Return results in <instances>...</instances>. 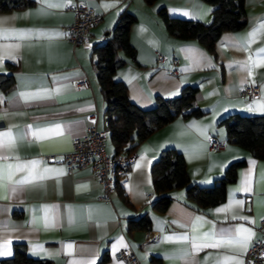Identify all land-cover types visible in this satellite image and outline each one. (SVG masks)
<instances>
[{"label":"crops","instance_id":"0c3cea01","mask_svg":"<svg viewBox=\"0 0 264 264\" xmlns=\"http://www.w3.org/2000/svg\"><path fill=\"white\" fill-rule=\"evenodd\" d=\"M30 1L0 12V73L14 77L12 87L0 91V134L10 132L14 141L0 135L6 144L0 156L8 157L0 159V259L24 243L29 255L52 264H98L103 254L107 264H135L116 258L127 247L137 264H154L155 257L161 264H244L264 218V159L230 142L213 150L209 140H228L219 122L229 114L264 115V0L245 1L246 26L223 32L216 54L197 40L170 35L159 15L164 8L171 17L209 22L213 6L204 0H83L103 16L90 46L68 40L76 0ZM124 9L136 16L130 32L136 60L120 53L127 63L114 78L127 85L130 99L149 108L157 96L175 97L191 85L199 88L195 105L205 114L178 117L142 141L108 203L100 200L102 184L92 170L69 173L63 159L89 126L107 130L92 46L107 39ZM159 53L179 59L177 75L168 71L169 60L157 62ZM82 77L86 88L76 85ZM251 84H259V96L239 97L238 88ZM57 125L61 134L43 131ZM168 148L185 156L191 180L202 186L213 185L233 162L244 163L221 203L201 207L187 200L185 189H173L160 212L153 207L151 169ZM108 151L114 153L109 136ZM143 215L150 228H130V220Z\"/></svg>","mask_w":264,"mask_h":264},{"label":"trees","instance_id":"16d2710c","mask_svg":"<svg viewBox=\"0 0 264 264\" xmlns=\"http://www.w3.org/2000/svg\"><path fill=\"white\" fill-rule=\"evenodd\" d=\"M155 0H144L152 4ZM213 6L209 22L176 18L168 15L164 8L159 15L168 31L174 37L194 39L202 43L212 54H216L217 42L225 31H237L247 24L246 0H204ZM30 0H0V12L12 11L32 5ZM135 14L122 10L107 39L92 46L95 57L94 68L100 93L105 101L104 115L114 154L135 151L137 146L152 133L178 117H201L205 111L195 105L199 92L196 86L186 85L179 95L171 98L157 96L154 105L142 108L134 103L128 94L127 85L114 78L118 69L127 63L126 57L136 60V51L130 42ZM14 83L12 74L0 73V91H8ZM230 143L250 150L258 158L264 159V115L233 113L223 117ZM244 162H233L224 175L211 186H202L191 180L185 156L176 149L163 150L152 165V180L157 199L153 207L165 212L170 204L168 195L173 189H185L186 198L201 207L214 206L226 198V185L235 181L237 169ZM117 186V184H116ZM132 229H149L150 219L143 215L130 220ZM109 256L103 254L98 264H107ZM154 264H161L159 258H152ZM0 264H52L47 258L29 255L24 243L15 247L14 255L0 259Z\"/></svg>","mask_w":264,"mask_h":264},{"label":"built area","instance_id":"2783aa9c","mask_svg":"<svg viewBox=\"0 0 264 264\" xmlns=\"http://www.w3.org/2000/svg\"><path fill=\"white\" fill-rule=\"evenodd\" d=\"M74 14V19L68 26V40L74 45H91V30L102 22L101 13L95 12L85 1L76 0L70 6ZM170 61L172 67L168 71L177 75L179 73V59L169 58L164 54H157V62L165 63ZM78 88H86L88 81L86 77L77 80ZM259 84H251L238 88L239 97L256 98L259 96ZM108 130H100L95 125L86 129L83 136L77 137L72 142V148L64 154V163L69 173H74L84 169H90L102 184V194L100 200L112 202V192L119 179L125 178L131 166L136 160L135 152L117 154L108 151ZM210 148L219 150L226 147L228 140L211 138ZM53 159V156H50ZM259 237L247 250L244 264H264V218L258 226ZM119 260L132 263H139L136 253L129 247L120 250L116 254Z\"/></svg>","mask_w":264,"mask_h":264},{"label":"snow or ice","instance_id":"6c2138e0","mask_svg":"<svg viewBox=\"0 0 264 264\" xmlns=\"http://www.w3.org/2000/svg\"><path fill=\"white\" fill-rule=\"evenodd\" d=\"M49 6L50 7H62V5H49ZM0 59H3V57H0ZM43 131H45V132H56L57 134H61L60 133V128H59L58 125L55 128H53V129H45ZM0 135L6 136L8 138L7 143H13L14 142L10 132L9 133H3V134H0ZM34 135H36V133H34ZM5 146H6L5 142L4 141H0V148H3ZM0 159H8V157L7 156H0ZM37 165H38V162H36V161L31 162V166H32L33 170L37 167ZM9 167H11V165H9ZM17 167L18 168H24V167H27V165H18ZM45 171H48V169H45ZM19 183H24V181L21 180V181H19ZM218 211H223V209H220ZM241 231H247V229H237L236 230L237 233H239ZM181 239H186V237H181ZM235 239L236 238L233 236L227 242L228 243H232L233 241H235ZM213 246H215V245H213Z\"/></svg>","mask_w":264,"mask_h":264}]
</instances>
